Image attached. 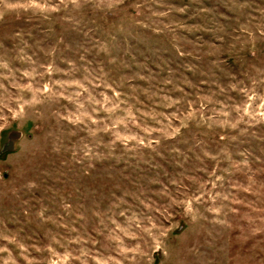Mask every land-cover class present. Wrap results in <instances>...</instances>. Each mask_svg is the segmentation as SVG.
Wrapping results in <instances>:
<instances>
[{"label": "rangeland", "instance_id": "rangeland-1", "mask_svg": "<svg viewBox=\"0 0 264 264\" xmlns=\"http://www.w3.org/2000/svg\"><path fill=\"white\" fill-rule=\"evenodd\" d=\"M0 264H264V0H0Z\"/></svg>", "mask_w": 264, "mask_h": 264}, {"label": "water", "instance_id": "water-1", "mask_svg": "<svg viewBox=\"0 0 264 264\" xmlns=\"http://www.w3.org/2000/svg\"><path fill=\"white\" fill-rule=\"evenodd\" d=\"M20 136L19 131H10L7 135V141L4 142L0 147V153L11 150L13 148V140L18 139Z\"/></svg>", "mask_w": 264, "mask_h": 264}, {"label": "flooded vegetation", "instance_id": "flooded-vegetation-1", "mask_svg": "<svg viewBox=\"0 0 264 264\" xmlns=\"http://www.w3.org/2000/svg\"><path fill=\"white\" fill-rule=\"evenodd\" d=\"M6 151H9V150H6ZM5 152V151H4Z\"/></svg>", "mask_w": 264, "mask_h": 264}]
</instances>
